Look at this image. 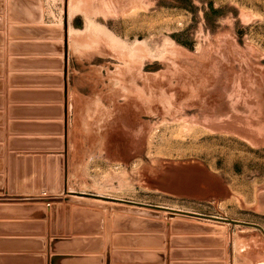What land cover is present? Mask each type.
Wrapping results in <instances>:
<instances>
[{"label":"rangeland","instance_id":"1","mask_svg":"<svg viewBox=\"0 0 264 264\" xmlns=\"http://www.w3.org/2000/svg\"><path fill=\"white\" fill-rule=\"evenodd\" d=\"M2 14L50 52L63 91L68 77L59 152L34 186L48 194L23 196L67 189L234 220L89 212L107 242L169 228L174 249L212 247L185 264H264V231L245 224L264 228V0H0Z\"/></svg>","mask_w":264,"mask_h":264},{"label":"crops","instance_id":"2","mask_svg":"<svg viewBox=\"0 0 264 264\" xmlns=\"http://www.w3.org/2000/svg\"><path fill=\"white\" fill-rule=\"evenodd\" d=\"M3 15L0 17V195H47L45 189L37 193L34 186L41 176L42 165L46 178L47 157H55L59 152L56 107L59 104L63 107L68 99V77L60 79L65 81L63 91L64 87H58L57 63L42 60L51 57L50 52H43L32 37L20 32L11 34V23ZM59 89L60 96L56 92ZM59 98L65 101L59 103ZM56 159L51 165V175ZM26 204H45L46 217L40 218L41 208L21 207ZM50 205V202H0V264H160L159 251L164 252L166 264H171V251L176 249L178 264H185L202 261L201 248H212L200 242L180 243L174 249L169 242V228L165 235L151 229L126 231L124 235L112 231L107 242L104 225L101 234H97L100 228L97 216L72 210L57 212L56 222L58 225L61 220L64 228L68 224L76 235L53 234ZM206 259L212 260L210 256Z\"/></svg>","mask_w":264,"mask_h":264},{"label":"water","instance_id":"3","mask_svg":"<svg viewBox=\"0 0 264 264\" xmlns=\"http://www.w3.org/2000/svg\"><path fill=\"white\" fill-rule=\"evenodd\" d=\"M67 195L65 197L58 196V195H49V196H23V195H17V196H0V202H9V203H23V202H50V213H51V232L53 234H70L72 230L69 228V225L67 224L65 228L61 224V220L59 224L57 225L56 222V214L57 212H60V214L66 210L67 213H69L71 210L73 212H90L94 213L97 216H99L100 219L105 217V213L100 210V208H114L118 211H127L129 213H133L135 215L143 216V217H150V218H161L162 211H166V218H172L175 216H183V217H190V218H197V219H208L218 222H231L235 223L234 220H228L221 217L216 216H208L205 214L195 213V212H187L182 210H175L172 208L167 207H161L151 204H145V203H139L129 200H122V199H114V198H107L99 195H93L88 193H79L75 191H68ZM77 197H90L94 199H102L104 201H109L107 203L102 202L100 200H85L83 198L79 199ZM65 202V203H64ZM71 203L74 204V206H71ZM117 203V204H113ZM123 204V205H122ZM126 205V206H124ZM18 206V205H16ZM27 207V208H41V216L40 218L44 219L46 217L47 208L45 204L41 205H32V204H26L22 205L21 207ZM92 206V207H91ZM20 207V206H19ZM245 224H251L254 225L261 230L264 231V228L258 224L253 223H246ZM102 228H99V232L97 234H101ZM76 235V234H75ZM109 237V233H108ZM63 238H56L55 240H60ZM55 242V241H54ZM108 255H109V248H108ZM109 264V263H108Z\"/></svg>","mask_w":264,"mask_h":264},{"label":"bare ground","instance_id":"4","mask_svg":"<svg viewBox=\"0 0 264 264\" xmlns=\"http://www.w3.org/2000/svg\"><path fill=\"white\" fill-rule=\"evenodd\" d=\"M136 85V84H135ZM133 94V93H132ZM129 95V94H128Z\"/></svg>","mask_w":264,"mask_h":264}]
</instances>
